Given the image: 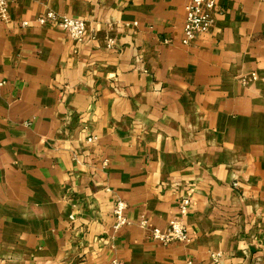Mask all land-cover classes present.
I'll list each match as a JSON object with an SVG mask.
<instances>
[{
  "label": "crops",
  "instance_id": "0c3cea01",
  "mask_svg": "<svg viewBox=\"0 0 264 264\" xmlns=\"http://www.w3.org/2000/svg\"><path fill=\"white\" fill-rule=\"evenodd\" d=\"M189 1L8 0L0 264H264V0H217L184 45ZM49 10L85 39L39 25ZM188 193L190 241H153Z\"/></svg>",
  "mask_w": 264,
  "mask_h": 264
},
{
  "label": "built area",
  "instance_id": "2783aa9c",
  "mask_svg": "<svg viewBox=\"0 0 264 264\" xmlns=\"http://www.w3.org/2000/svg\"><path fill=\"white\" fill-rule=\"evenodd\" d=\"M185 15L182 26V33L180 36V43L187 45L200 33H207L211 30L215 23L216 15L223 12L217 5V0H190L185 5ZM8 0H0V19H7ZM36 22L43 26L46 24L56 25L60 29L66 31L70 38L75 42H82L87 34V23L84 19L73 17L69 15H59L54 11H46L44 14L36 17ZM27 22H23L26 25ZM170 42V40H165ZM113 38H108L106 41L107 47H111ZM255 73H251L248 79L256 80ZM247 80V79H245ZM244 80V81H245ZM92 137L87 138V142H91ZM236 186V183H233ZM191 204L190 194L184 195L180 198L178 203V216L169 220L166 227H150V238L162 245H168L173 242H189L190 236L182 221L189 210ZM126 203L122 200H115L112 207L114 232L129 223L124 214ZM141 228L148 227V221L143 218L139 222ZM220 253H212L211 259L217 262ZM190 263V262H189ZM112 264H121V262L113 260Z\"/></svg>",
  "mask_w": 264,
  "mask_h": 264
}]
</instances>
